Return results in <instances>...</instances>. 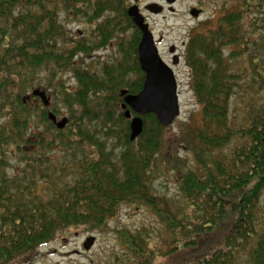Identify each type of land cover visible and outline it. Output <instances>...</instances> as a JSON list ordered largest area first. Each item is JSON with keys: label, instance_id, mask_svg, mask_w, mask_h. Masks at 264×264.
Listing matches in <instances>:
<instances>
[{"label": "trees", "instance_id": "obj_1", "mask_svg": "<svg viewBox=\"0 0 264 264\" xmlns=\"http://www.w3.org/2000/svg\"><path fill=\"white\" fill-rule=\"evenodd\" d=\"M73 20L92 30L73 33ZM140 38L127 0H0V264L65 231L106 230L122 205L149 209L172 251L194 248L195 264H264V0H237L186 43L200 112L179 146L195 166L169 161L185 206L152 187L167 127L145 115L131 140L121 107L122 90L144 85ZM107 49L115 55L95 60ZM36 86L66 109L65 128L49 119L51 107L24 100ZM246 86L263 96H251L236 121L232 99ZM121 241L145 250L131 232Z\"/></svg>", "mask_w": 264, "mask_h": 264}, {"label": "rangeland", "instance_id": "obj_2", "mask_svg": "<svg viewBox=\"0 0 264 264\" xmlns=\"http://www.w3.org/2000/svg\"><path fill=\"white\" fill-rule=\"evenodd\" d=\"M237 0H176L174 3H167L166 0H127V7L137 4L140 9L151 4H158L164 7L160 13H152L144 11L141 13L148 18L151 31L154 35L155 41L161 42L158 45L159 51L163 59L173 68L179 88V98L181 104V115L175 122L166 128L164 135V157L160 156L157 160V167L160 170L159 177L156 178L152 184L153 190L160 195L167 196L177 201L178 205L185 206L177 182L178 177L173 170L170 169L169 161L175 163V158L187 159L189 165L194 167L192 153L180 145L182 134L186 133L192 120L197 119L200 112V106L196 104L193 91L190 87V70L186 63L184 53L185 46L188 42L190 34L195 31H205L209 27H215L218 24V18L224 10L230 5L236 3ZM169 4V5H168ZM170 6V7H168ZM193 7L203 9L202 14L194 17L190 11ZM257 14V13H255ZM61 19L66 22L67 15L62 12ZM72 32H87L92 30L91 26H84L80 21L73 20L68 24ZM84 34V33H83ZM83 36V35H81ZM134 31L128 30L125 34L126 40L133 39ZM114 43V41L112 42ZM176 46V54L179 56L176 66L172 65V54L170 47ZM117 50V49H116ZM115 49H107L96 54L95 60L105 59L104 56H114ZM107 60L112 61L111 58ZM106 60V61H107ZM95 69H100L96 67ZM248 76L242 81L250 78L251 73L248 71ZM131 76V75H130ZM69 84H74V80L69 78V74L64 76ZM248 82V80H247ZM250 85V83H248ZM37 88V86L35 87ZM237 96L233 97L232 101V116L238 120H242L243 112L246 110V104L251 96L256 98L263 96L256 86L243 87L238 89ZM32 92V89L25 95ZM49 93V92H48ZM31 103L40 102L35 101L34 97L29 100ZM51 110L60 109L58 116L62 118L69 116L62 106H59L56 99L51 97ZM237 121V120H236ZM174 140V141H173ZM172 142V143H171ZM121 148H116L119 151ZM225 149V152H228ZM15 162V161H13ZM261 211H264V194L258 205ZM106 230L91 231L86 228H81L77 231L78 235H74L76 231H65L61 235H68L70 237L68 244L60 247L59 242L52 243L50 246L38 247L34 255L35 264H104L103 262L124 260L131 262V264H195L194 255L191 253L194 248L187 246L182 249H175L172 251L170 242V233L159 222L155 215L147 208L136 209L133 206L122 205L119 216L115 220H110L107 223ZM117 230L123 231L122 236L117 233ZM131 232L139 242L145 243V250L137 255L139 263L136 262L134 256L128 254L129 250L123 245L122 239L126 234ZM89 236L97 238L96 243L86 250L83 243ZM171 244V243H170ZM55 250L54 253H51ZM78 251V253L76 252ZM134 252V251H132ZM135 253V252H134ZM41 255L43 257H41ZM246 264V258L242 259Z\"/></svg>", "mask_w": 264, "mask_h": 264}, {"label": "water", "instance_id": "obj_3", "mask_svg": "<svg viewBox=\"0 0 264 264\" xmlns=\"http://www.w3.org/2000/svg\"><path fill=\"white\" fill-rule=\"evenodd\" d=\"M175 1L169 0L170 3ZM148 9L153 13L162 11V8L156 3L149 5ZM201 12L202 10L196 8L191 11L194 17H198ZM128 15L141 31L138 59L145 74L144 85L139 93L129 94L127 90L121 91L122 109L125 111L126 118L130 120V138L136 140L144 130L143 116L153 113L160 125L169 127L180 117L181 104L175 72L161 56L150 25L141 13L139 6L137 4L130 6ZM171 52H174L173 48ZM174 58L173 63L177 64L179 57L176 55ZM33 96L39 98L45 107H50L52 104L51 96L44 89L35 88L24 100H31ZM48 117L59 129L65 128L69 123L67 116L59 119L57 114L51 110L48 112ZM95 239V236L88 237L85 249H90Z\"/></svg>", "mask_w": 264, "mask_h": 264}, {"label": "flooded vegetation", "instance_id": "obj_4", "mask_svg": "<svg viewBox=\"0 0 264 264\" xmlns=\"http://www.w3.org/2000/svg\"><path fill=\"white\" fill-rule=\"evenodd\" d=\"M137 1V0H136ZM166 2L167 3H169L170 4V2H169V0H166ZM168 4V5H169ZM149 6V5H148ZM148 6H145V7H143L142 9H140L142 12H144V11H149V12H151V10H149L148 9ZM161 8H162V11L164 10V7L162 6V5H159ZM168 7H170V6H168ZM194 8H196V9H199V10H202V12H203V9H200V8H198V7H193L192 9H194ZM192 9H191V11H192ZM191 11H190V13H191ZM153 13V12H152ZM192 14V13H191ZM200 14H202V13H200ZM146 19H148L147 17H146ZM141 32V31H140ZM140 40H141V38H140ZM161 40H162V38L159 40V41H157L156 43L159 45L160 44V42H161ZM174 49V52H171V49ZM170 52H171V54H172V65L174 66H176V64H174L173 62H174V60H175V56L177 55L178 56V54H176L175 52H176V46H171L170 47ZM179 57V56H178ZM35 99V98H34ZM74 235L76 236V235H78V233H77V231L76 232H74ZM70 237H71V235L70 236H68V235H66V236H64V235H60V236H57V237H55V238H53V239H51V240H49L48 242H46V243H44L43 245H41L40 247H48V246H50L52 243H55V242H59V244H60V247H62V246H65V245H67L68 244V241H69V239H70ZM89 237H91V236H89ZM96 238V237H95ZM86 240H87V238H86ZM86 240L84 241V243H83V247L85 248V242H86ZM96 240H97V238L94 240V243H93V245L96 243ZM92 245V246H93ZM55 252V250H52V252L51 253H54ZM77 253H78V251H76ZM34 253L35 252H25V253H23L21 256H19V257H17V259H13V260H10V261H8L6 264H35L36 263V261H35V258L38 256V255H34ZM128 254H131V255H133L134 256V259L136 260V262L137 263H139V261H138V259L137 258H139V257H137V255H139V253H134V252H130V251H128ZM41 257H43L42 255H41ZM104 264H131V262H127L126 260H124V257L123 258H121L120 260H113V261H107V262H103ZM133 264V263H132Z\"/></svg>", "mask_w": 264, "mask_h": 264}]
</instances>
